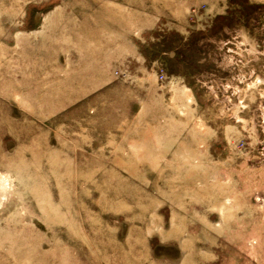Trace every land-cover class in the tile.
<instances>
[{"label":"rangeland","instance_id":"obj_1","mask_svg":"<svg viewBox=\"0 0 264 264\" xmlns=\"http://www.w3.org/2000/svg\"><path fill=\"white\" fill-rule=\"evenodd\" d=\"M0 264H264V0H0Z\"/></svg>","mask_w":264,"mask_h":264}]
</instances>
